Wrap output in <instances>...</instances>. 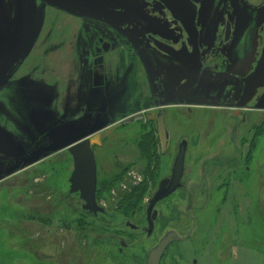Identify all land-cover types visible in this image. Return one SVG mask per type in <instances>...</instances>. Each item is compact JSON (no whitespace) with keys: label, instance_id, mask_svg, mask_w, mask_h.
I'll list each match as a JSON object with an SVG mask.
<instances>
[{"label":"rangeland","instance_id":"374dc122","mask_svg":"<svg viewBox=\"0 0 264 264\" xmlns=\"http://www.w3.org/2000/svg\"><path fill=\"white\" fill-rule=\"evenodd\" d=\"M88 1L79 3L85 7ZM76 11L58 0H0L2 74L22 56L16 70L0 86V123L27 156L51 142L49 130L67 133L78 125L83 126L88 112L98 110L106 117L107 124L119 123L105 131L104 142L93 148L97 181L104 185L106 179L110 182L119 175L128 181L130 178L122 170L127 161L135 160L134 154L127 152L129 138L142 132L143 127L136 123H154L158 110L151 100V83L131 41L122 38L114 24L91 18L90 11L75 14ZM259 17H262L259 27L264 30V23L260 25L264 22V13ZM92 27L110 33L108 38L96 35L90 30ZM109 37L117 39L119 44L113 51L103 53L101 46ZM20 38L22 43H29L28 50L18 49L16 57L10 60ZM98 56L103 61L95 65ZM145 56L155 66L164 67L168 63L152 52ZM262 93L264 89L259 94ZM254 109L253 178L241 175L231 186L234 192L240 193L236 195L240 206L222 204V192L218 188L223 184L221 180H214L210 204L194 215L199 220L195 237L171 246L162 264H191L193 260L196 264H229L223 249L238 252L232 256L236 261L264 264V109ZM187 110L184 106L163 112L173 140H191L187 152L191 160L214 146L219 129H213L207 138L201 125L206 112L191 109L188 113ZM138 111L140 114L136 115ZM125 122L131 124L126 130L122 125ZM6 157L0 156L3 172L10 164ZM16 169L17 172L12 171L13 177L9 176L11 172H2L3 178H7L0 183V264H100L107 254L109 257L110 251L116 254L115 248L111 250L105 245L106 234L82 211L78 194L69 193L72 160L66 150L50 154L33 166L17 164ZM118 181L111 186L120 193L123 189ZM246 190L253 192L244 194ZM105 193L113 197L112 192ZM250 204H253V232L248 221ZM234 209L238 210L236 234L242 240L239 250L228 247V239L218 237L219 230L223 229L225 236L232 232ZM207 232L211 234L208 246ZM245 237L253 239V259L244 258L241 252L244 246H250L249 240L243 242ZM96 240L100 241L97 246ZM139 243L137 248L142 253L130 248L128 254L139 255L136 261L142 264L145 252L154 243L153 239L145 238ZM223 244L226 245L222 249ZM111 256L116 260V255ZM127 264L135 262L130 260Z\"/></svg>","mask_w":264,"mask_h":264},{"label":"flooded vegetation","instance_id":"af4514ba","mask_svg":"<svg viewBox=\"0 0 264 264\" xmlns=\"http://www.w3.org/2000/svg\"><path fill=\"white\" fill-rule=\"evenodd\" d=\"M79 1L58 0L69 9L72 7L78 9L75 14L90 11L91 18L107 20L115 25L114 29L122 38L131 41V46L135 49L139 60L144 62V68L151 83V100L153 106L158 109L154 123L151 121L136 123L137 126L143 127L142 132L140 135L137 132V134H131L132 137L129 138L131 142L127 145V152L134 154L135 160L127 161L122 172L127 173L130 179L127 181L119 175L117 178L113 177L115 179L110 182L106 179L102 185L96 178L95 203L101 211L91 213L83 210L84 203L79 199L81 209L90 216L93 223H96L100 232L106 234L105 245L107 248L116 249V254L110 251L111 255H116V260L110 254L108 257L107 254L105 261H102L103 264H127L130 260L137 264L136 259H139L140 256L134 257L133 254L131 256L128 254V250L130 248L138 249L139 241L143 238L153 239L154 243L143 256L142 264H146L148 254L160 240L168 234H174L175 238L165 247L160 256L158 264H162V258L171 246L192 240L195 237L199 220L194 215L199 210L203 211L210 204L211 184L214 180H221V184H223L218 188V192H222L221 203L228 202L227 205L237 206L240 202H236L238 199L236 195L240 193L234 192L231 187L235 183V178H241V175L253 178V127L256 128L255 125L253 126V111L254 108L259 107L261 110L264 109V93L259 94L264 87L257 89L255 95L244 106L237 107V104L243 93L244 83L242 80L253 73L264 48V35L262 36L264 30L261 29V26L259 27V21L262 18L259 15L264 13V0L259 3L258 0H188L195 11L194 26L197 32L196 49L200 70L196 84L183 92L181 101L178 99L177 89L185 84L188 71L155 46L153 41L171 48L174 52L185 51L188 55L193 54V42L181 24L172 18L160 2L157 0H90L83 7ZM90 30L96 35H104V38H108L107 36L110 34L102 32L103 30L100 28L92 27ZM22 40L20 38L10 60L16 57L18 49L28 50L29 43L24 44ZM118 44L117 39L109 37L108 42L102 44L101 50L103 53L109 50L113 51ZM150 52L163 57L168 63L164 67L150 63L145 56ZM24 53L25 51H23ZM21 58L22 56L16 58L15 63L6 70L5 75L2 74L0 67V86L16 70ZM99 59L100 63L96 64ZM102 61V56H98L94 63L98 65ZM184 106L188 109V113L192 112L191 109H202L206 112L201 125L207 138L213 129H219V138L214 146H211L212 148H209L206 154L197 155L191 160L187 158L191 140L182 138L175 142L163 112L167 108ZM144 111L146 110L141 112ZM158 112L163 115L169 131V144L164 154L160 152L156 123ZM138 114L140 111L136 113V115ZM105 119L106 117H103L102 112L98 110L93 113L88 112L83 126L78 125L74 129L85 130L98 122H103V127L96 133L98 141L91 146L96 171L93 148L104 142L103 133L105 131L119 123L107 124ZM122 125L125 130L131 126L126 122ZM0 130L8 133L16 141L2 123H0ZM50 131L55 130H49V136ZM123 140L124 138L121 141ZM53 142L54 140L51 138V142L47 145ZM183 142H185V153L179 187L170 191L166 197L155 202L149 209L151 201L160 189L162 191L171 189L168 183L172 178L180 144ZM16 143L18 144L17 141ZM34 151L25 156L21 150L11 148L8 142L0 138V156L1 154L5 155L10 160V164H7L4 172L6 174L11 172L10 177L15 176L13 172L18 171L17 164L23 165L22 159L29 157ZM48 155L41 157L34 164L25 166H33ZM129 170L131 173L135 172L132 177L131 173H128ZM2 172L3 169H0V183L7 178H3L4 172ZM131 178L134 181L131 182ZM116 180H119L118 185L122 184L123 190L120 193L114 191L111 186ZM162 183H165L163 188H161ZM105 192H112L113 197ZM252 192L253 190H246L244 194ZM248 206L250 208L248 221L251 223L249 226L253 232V204ZM217 207L219 205L215 207L218 210ZM233 211L232 232L225 236L223 229L219 230L218 237L219 239L220 237L228 239V247L239 250L242 240L236 234L239 229L238 218L235 219L238 210L234 209ZM164 212H166L165 215ZM93 228L92 230H94ZM203 233L205 232L203 231ZM208 233L205 237L206 246L209 245L211 237V234ZM247 240L250 241V246H244L241 252L244 258L250 256L249 258L253 259V239L245 237L243 242ZM98 243L100 241L96 240V246ZM225 245L223 244L222 249L225 248ZM138 251L142 253V250L138 249ZM222 253L227 255L229 264L246 263L242 261L243 259L236 261V258L232 257L236 256L238 252L224 251L223 249ZM40 258L48 260L46 256ZM138 261L140 264V260ZM223 261L225 263V259ZM196 263V260H193L191 264ZM248 263L253 264V260Z\"/></svg>","mask_w":264,"mask_h":264},{"label":"water","instance_id":"95a60500","mask_svg":"<svg viewBox=\"0 0 264 264\" xmlns=\"http://www.w3.org/2000/svg\"><path fill=\"white\" fill-rule=\"evenodd\" d=\"M171 14L173 19H176L193 42V54L188 55L185 51L174 52L171 48L165 47L163 44L153 41L161 51L165 52L179 65L183 66L188 71V76L185 84L177 89V96L181 101L183 92L192 88L198 79L200 70V62L196 49L197 32L194 26L195 11L188 0H157ZM191 60H189V57ZM100 59L97 63H100ZM244 83L243 93L237 107L244 106L252 96L255 95L257 89L264 87V48L261 57L252 74L242 80ZM158 137L160 140V152L164 154L169 144V131L166 127L165 120L161 112H158L157 118ZM103 127V122H98L86 128L85 130H72L66 134H59L55 131H50V137L54 140L53 143L40 147L35 150L27 158H23L24 165L36 163L41 157L48 154H53L62 150H66L72 160V172L69 177V193H78L79 199L84 203L82 209L91 213L101 211L95 203V188H96V170L93 153L91 151L92 143L98 141L96 134ZM96 134V135H95ZM95 135V136H93ZM0 138L8 142L11 148H19L16 141L5 131L0 130ZM185 153V142L180 144L179 151L174 163L172 178L168 185L171 189L162 191L160 189L150 203L152 205L160 199L166 197L170 191L179 187V180L182 173V163ZM165 183L161 184L163 188ZM174 234H168L163 237L155 248H153L146 258V264H158L160 256L165 247L173 241Z\"/></svg>","mask_w":264,"mask_h":264}]
</instances>
